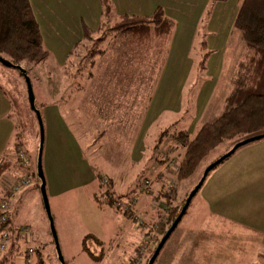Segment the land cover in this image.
Returning a JSON list of instances; mask_svg holds the SVG:
<instances>
[{
    "label": "rangeland",
    "instance_id": "1",
    "mask_svg": "<svg viewBox=\"0 0 264 264\" xmlns=\"http://www.w3.org/2000/svg\"><path fill=\"white\" fill-rule=\"evenodd\" d=\"M155 1L173 22L167 40L131 51L112 33L99 44L102 53L90 59L91 44L113 25L120 3L104 19L99 0H30L48 56L25 69L42 118L45 188L64 264H147L165 234L159 230L166 212L179 214L204 169L236 143L216 148L191 175L177 179L182 146L176 133L193 135L221 114L230 78L244 56L240 34L232 27L239 0ZM101 22L103 29L76 44L83 25L95 29ZM0 87L31 159L29 169L19 164L12 169L20 177L34 174L20 193L19 220L28 239H20L12 258L28 257L35 264L39 254L45 264H60L38 196L39 128L24 78L18 69L0 64ZM56 108L70 130L66 136L52 111ZM111 126L121 128V136L114 137ZM7 186L1 178L0 201ZM167 188L170 200L162 195ZM210 206L264 235V138L237 148L212 169L186 212ZM186 222L181 218L153 264H161V256L179 235L184 237ZM9 245L0 250V259ZM253 248L235 239L229 264H253ZM218 258L208 255L206 264Z\"/></svg>",
    "mask_w": 264,
    "mask_h": 264
},
{
    "label": "trees",
    "instance_id": "2",
    "mask_svg": "<svg viewBox=\"0 0 264 264\" xmlns=\"http://www.w3.org/2000/svg\"><path fill=\"white\" fill-rule=\"evenodd\" d=\"M99 2L102 7V16L107 19L111 14L110 0H99ZM112 23L113 25L106 28L91 44L88 54L90 59L102 53L98 46L112 33L124 39L131 51H134L136 47L147 50L153 40H167L173 29L172 20L165 15L161 6L156 7L148 16L118 14ZM103 26L102 22L95 29L83 25L80 36L82 39H78L76 44L79 45L84 39L90 40L95 32L103 29ZM232 27L240 34L245 50L244 56L236 64L230 78V91L225 97L221 114L212 122L201 125L193 135L188 131L176 133L175 140L182 146L177 165V179L191 175L216 148L264 133V0H239ZM0 56L24 69L26 65L36 66L47 59L48 52L43 47L30 0H0ZM26 72L28 74L27 70ZM19 136L20 134L16 135L17 140L11 153L12 157L11 155L0 157V179L18 164L15 151L18 147L23 149ZM37 152L38 150L36 157ZM169 194V188L163 190L162 195L168 196L166 199L170 198ZM5 197L8 196L5 194ZM108 202L112 204L114 201L110 198ZM176 211V209H169L166 212V219H163L164 222L159 230L161 235L176 218L178 214ZM1 215L5 216V221L0 223V234L3 231L8 233L10 245L0 259V264H8L11 261L13 264L12 254L18 248L13 237L17 236V230L14 231L8 226L10 220L7 210L4 212L0 210ZM35 264H45L39 254Z\"/></svg>",
    "mask_w": 264,
    "mask_h": 264
},
{
    "label": "crops",
    "instance_id": "3",
    "mask_svg": "<svg viewBox=\"0 0 264 264\" xmlns=\"http://www.w3.org/2000/svg\"><path fill=\"white\" fill-rule=\"evenodd\" d=\"M115 2L118 4L120 3L123 6V8L118 9L122 11H115L116 17L121 13L148 16L151 15L156 7L160 5L157 1L152 4L153 0H110L111 11L116 8V5H118L115 4ZM143 6H145L144 9ZM9 109L10 102L4 90L0 87V157L3 155H11L16 141V127L10 119ZM52 111H55L57 117L56 122L62 127L63 135L66 136L65 132L70 133V130L67 129V123L63 121L57 113V108ZM111 127L114 137L115 135L121 136V128H117L118 126ZM159 161L163 162L164 160L158 159V161L155 162ZM163 165H167L166 162L163 163ZM15 172L16 170L11 168L1 177L2 180L8 182V186L4 192H2L3 194L1 195L0 204L4 201L7 204V215L10 220L8 226L13 228L14 231L17 230V236L15 235L13 239L18 246L20 239H25V241L28 239L27 230L22 228L19 220V212L24 202L22 201L20 193L25 186L15 191L12 196L5 197L6 191L11 183L19 177ZM146 180L148 181V179ZM34 185L36 184L33 183V186ZM38 196L39 200H41V195L38 194ZM204 198L209 200L206 196H204ZM38 213L40 215L42 212L38 210ZM182 219L187 221L183 224L185 234H181L182 236L184 235V237L182 238L179 235V238H177L172 246H170L168 252L161 256L159 260L161 264H206L205 259L208 255L219 256L217 261L207 260L208 264L232 263L234 260L232 244L235 242V239H237L238 242H245L248 245L254 244V256L252 262L255 261L253 264H264V235L259 233L258 230L250 228L248 225L235 221L228 213L223 212L222 209L214 208L212 206L205 207L204 209L198 207L191 209L190 212H186ZM193 223H196V226H192ZM46 224L47 222H45V220L42 221L43 230H47ZM22 230H24V233H21ZM23 257H25V255ZM22 260L23 261H16L13 257V264H24V258H22ZM241 262L244 261L242 260Z\"/></svg>",
    "mask_w": 264,
    "mask_h": 264
},
{
    "label": "water",
    "instance_id": "4",
    "mask_svg": "<svg viewBox=\"0 0 264 264\" xmlns=\"http://www.w3.org/2000/svg\"><path fill=\"white\" fill-rule=\"evenodd\" d=\"M0 64L4 65L6 67H13V68L18 69L20 71V73L22 74L24 81H25L27 96H28V102H29L30 108L35 113L37 123H38V128H39V143H38V152H37V161H36V171H37V177L40 180V186H39L40 195H41V199H42V203H43L45 212H46L47 217H48L49 228H50V232H51L54 244H55V251L57 254V258H58L60 264H64L63 257L61 255V252H60V249L58 246L57 235H56L55 227L53 225V220L51 217L49 203H48V199H47L46 188H45V177H44L43 168H42V150H43V142H44V129H43V123H42V118H41L40 112L35 106V97H34V93L32 90L31 80H30L26 70L23 67H21L19 65H13L11 62L2 58L1 56H0ZM262 138H264V133H261V134L255 135V136H251V137H248V138H245L243 140L236 142L225 154H223L222 156L217 158L215 161L210 163L204 169L203 174H202L199 182L196 184V186L189 193V195L185 201V204L181 208L179 214L176 216V218L174 219V221L172 222L170 227L166 230L165 234L162 236L161 240L159 241L157 247L155 248V250H154V252H153L152 256L150 257L147 264H153L154 263L155 259L157 258L158 254L161 251L162 247L164 246L165 242L170 237V235L172 234V232L174 231V229L176 228V226L180 222L181 218L183 217L184 213L186 212L191 199L193 198V196L196 194V192L202 186V184H203L205 178L207 177L208 173L212 169H214L217 165H219L222 161H224L227 157H229L231 154H233L237 148H239V147H241L247 143L262 139Z\"/></svg>",
    "mask_w": 264,
    "mask_h": 264
},
{
    "label": "built area",
    "instance_id": "5",
    "mask_svg": "<svg viewBox=\"0 0 264 264\" xmlns=\"http://www.w3.org/2000/svg\"><path fill=\"white\" fill-rule=\"evenodd\" d=\"M15 155H16V158L18 160V164L20 166H22L26 169H28L30 167V158L22 148L18 147L15 151ZM31 179H32V173H30L29 171H27V174L25 176H22V177L19 176L18 178H16L15 181H13L11 183L10 187L6 191V195L8 197L12 196L13 193L15 191H17L19 188H21L22 186L28 185L30 183ZM144 184H145V187H147V185L149 183H148V181H145ZM0 210L2 212L7 210V204L5 203V201L0 204ZM4 221H5V216L1 215L0 216V223L4 222ZM21 233H24V230H22ZM8 243H9L8 233L6 231H3L0 234V250L6 249L8 246ZM24 264H32V263H31L30 259L27 257V259L24 261Z\"/></svg>",
    "mask_w": 264,
    "mask_h": 264
},
{
    "label": "flooded vegetation",
    "instance_id": "6",
    "mask_svg": "<svg viewBox=\"0 0 264 264\" xmlns=\"http://www.w3.org/2000/svg\"><path fill=\"white\" fill-rule=\"evenodd\" d=\"M92 245V244H91ZM92 248H94V246L92 245ZM92 248H91V250H92Z\"/></svg>",
    "mask_w": 264,
    "mask_h": 264
}]
</instances>
